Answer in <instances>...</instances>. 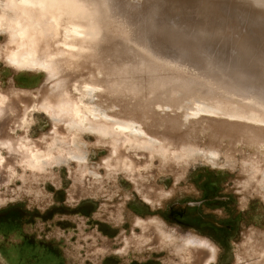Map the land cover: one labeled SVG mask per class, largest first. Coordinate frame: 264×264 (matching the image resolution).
Segmentation results:
<instances>
[{
    "label": "rangeland",
    "instance_id": "obj_1",
    "mask_svg": "<svg viewBox=\"0 0 264 264\" xmlns=\"http://www.w3.org/2000/svg\"><path fill=\"white\" fill-rule=\"evenodd\" d=\"M175 3L146 4L142 18L175 36L176 52L185 59L210 61L244 77L248 84L259 80L260 67L254 61L263 50L262 29L254 14L223 2ZM6 38V32L0 31V48L6 45ZM94 72H85L86 83ZM97 77L100 79L99 74ZM46 81L42 70H16L0 58V95L17 92L36 99ZM84 86L89 85L83 81L68 85V94L81 115L96 109L109 116L130 117L126 103L115 102L106 86L92 91ZM27 103L23 127L14 131V137L26 136V147L35 161L45 162L43 155L61 149L60 141L52 143L66 137V131L37 109L34 101ZM247 103L237 97L227 102L239 107ZM159 115L163 116L159 112L152 119L155 126L144 125L146 130L170 136L171 130ZM199 117L183 123L174 133L176 139L193 134L192 145L199 154L194 153L176 169H163V161L156 158L149 173L140 169L141 175L133 179L122 172L108 176L103 161L110 149L91 132L72 137L78 155L86 158L85 176H79L78 163L68 155L66 159L59 156L55 164L45 166L34 177L25 159L0 148V264H177L185 236L214 246L211 264H246L247 259L239 260L245 241L252 235L264 236V184L246 183L251 160L258 158L264 164L263 150L246 140L236 142L240 128L233 130L223 118ZM217 125L227 134L233 133L217 140L211 132ZM210 151H217L213 160L205 157ZM131 155L137 162L142 160ZM97 181L103 184L100 189L95 186ZM149 187L154 191L147 201L142 192ZM160 193L162 197H155ZM137 221L157 225L174 237L164 246L148 237L149 244L130 245L123 253L126 241L144 234Z\"/></svg>",
    "mask_w": 264,
    "mask_h": 264
},
{
    "label": "bare ground",
    "instance_id": "obj_2",
    "mask_svg": "<svg viewBox=\"0 0 264 264\" xmlns=\"http://www.w3.org/2000/svg\"><path fill=\"white\" fill-rule=\"evenodd\" d=\"M152 1L161 0H0V31L7 36L6 45L0 48V58L16 70H42L47 76L36 99L17 92L0 95V148L25 159V166L31 168L34 177L45 166L55 164L59 156L66 159L68 155L78 163L79 176H85L86 158L78 155L72 141V137H80L84 132L95 134L98 143L108 145L111 154L103 161L108 176L122 172L133 179L141 175L140 169L149 173L156 158L163 161V169L179 168L200 151L192 145L193 134L176 139L175 129L179 130L191 119L201 118L202 114L223 118L233 130L240 128L235 135L236 142L246 140L264 154V0H170L182 6L223 2L256 16L262 24L263 50L254 61L260 67V81L252 84L210 61L194 62L182 57L176 52L175 36L163 33L142 18L141 11L146 4L152 5ZM227 20L229 25L231 21ZM87 70L95 76L86 83ZM81 81L90 86H84L89 91L99 85L106 86L115 102L126 103L130 117L109 116L96 109H87L81 115L68 94V85ZM231 97L248 103L243 107L228 105ZM32 101L56 126L61 125L67 135L53 140L52 145L60 141L61 149L43 155L45 162L35 161L26 147V136L14 137V131L23 127L27 102ZM159 112L168 131L171 130L170 136L151 134L144 126H155L152 119ZM211 132L217 140L233 133L227 134L219 125L212 127ZM216 152L210 151L208 157L202 154L213 160L218 156ZM131 153L142 160L135 161ZM248 169L251 173L247 184L254 186V181L264 184L263 161L251 160ZM93 176L98 177L96 173ZM102 185L101 181L95 183L97 189ZM153 191L149 187L142 192L144 199L149 201ZM155 197H162V193ZM136 224L144 234L126 241L123 253L130 245L149 244L148 237H155L159 246L174 237L157 225L139 221ZM263 242L264 236H250L239 260L247 259L246 264H264V248H260ZM178 254L177 264H211L216 252L208 241L185 236Z\"/></svg>",
    "mask_w": 264,
    "mask_h": 264
}]
</instances>
